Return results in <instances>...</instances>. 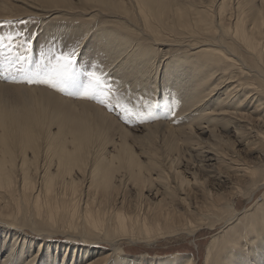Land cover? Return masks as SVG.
Instances as JSON below:
<instances>
[{
	"label": "bare ground",
	"instance_id": "bare-ground-1",
	"mask_svg": "<svg viewBox=\"0 0 264 264\" xmlns=\"http://www.w3.org/2000/svg\"><path fill=\"white\" fill-rule=\"evenodd\" d=\"M34 1L45 11H81L83 19L94 20L98 15L93 38L99 54L111 60L100 62L117 64L113 86L131 82L144 92L148 86L152 96L169 90L181 126L168 125L165 146L149 144L143 159L114 117L124 142L109 151L113 137L102 126L109 115L100 107L81 105L94 112L88 120V108L78 114L72 102L63 116L64 100L49 92L29 93L34 100L18 103L7 99L0 105V220L10 227L0 231V253L9 251L0 264H196L194 257L175 253L126 257L118 240L150 243L204 228L214 232L203 264H264V191L243 211L236 203L241 181L264 190V0ZM82 26L87 35L89 24ZM195 126L210 132L206 149L194 148L201 144ZM235 142L247 143L249 154L259 152L262 159L252 163L236 154ZM191 150L200 161L216 160L233 171L236 181L219 170L195 168ZM227 182L235 190L221 193ZM28 208L45 216L47 227L63 216L87 241L103 232L111 252L87 242L78 256L77 244L51 245L47 239L39 244L42 260L22 238L18 249L17 223ZM53 247L62 253L52 254ZM93 254L97 258L90 260Z\"/></svg>",
	"mask_w": 264,
	"mask_h": 264
},
{
	"label": "rangeland",
	"instance_id": "rangeland-1",
	"mask_svg": "<svg viewBox=\"0 0 264 264\" xmlns=\"http://www.w3.org/2000/svg\"><path fill=\"white\" fill-rule=\"evenodd\" d=\"M33 1L34 0H0V35H6L9 33H21L22 36L17 37L14 40L15 44H22L24 38L30 39L32 41L30 56L34 61L39 59V54L41 50H66L67 48L75 46L79 58L78 67L80 68V70L84 72L90 71L92 70V65L94 64L96 66L95 70L104 73L106 79L113 86L115 78L114 75L111 74L113 73L117 64L111 62V65L108 66L103 62H100V60H106L108 58L105 55L99 54L98 48L100 46H98L94 42L97 38H93L94 32H96L95 29H97L98 27V15L96 16V20H94L93 18H91V16L88 18V16L85 15L83 17L86 18L83 19L82 15L80 14L81 11H76L79 12V14L74 11V13H71L66 10L45 11L44 9H41L42 6H40V4ZM75 2H78V0H75ZM95 12L97 13L98 10L94 11L93 13ZM108 18L110 20L112 19L110 17ZM6 21H11V23H6ZM84 22L89 24V32L87 35L86 33H83L85 32L84 30L78 29V27H83L82 25ZM64 25H66L67 29L64 27ZM110 61L108 59L106 60V63L109 64ZM7 76L8 73L0 70V105H3L7 99L14 103H18L24 98H31L29 100H34L35 98L33 97H35V95L29 93L39 94L40 92H49L53 95L61 97L64 100V102H61L65 106L64 111L61 112L62 114L65 113L63 116H66L68 112L67 108L69 104L67 102L74 103V109H72V111H77L78 114H82L83 109L88 108L85 106H81L83 104L104 109V111L107 112L109 116L107 120L104 121L105 123L102 124V126L105 127L108 134L113 137V142L109 144V151L112 152L114 151V148L110 145L120 146L124 142V140L120 137L115 123L110 121V117H114L120 126H123L130 131L129 136L127 138V142L133 146L134 150L139 155H143L141 156L143 159H145L144 148L149 147V144L154 145L155 142V145L158 146L160 150L161 147L165 146L164 141L167 138V131L169 127L168 125H172L176 128L181 126L178 120H176V113L178 112V110H176L177 108L175 107V100L173 98L174 96H172L169 90L166 94H163V91H158L155 96H152L149 95L150 91L148 90V86L145 87L147 88V91L145 92L143 91V89H139L138 87L134 88L131 82L126 83V85L118 84V86L116 87L113 86L116 89V95L121 98L122 102L128 104L131 108H133L134 111L144 112L145 115H147L146 105L156 102H159L161 104L167 102L170 109H155L152 113L153 118L147 119L143 123H141L140 120L136 117H131L128 119L127 122H125V115L118 107L114 106L113 108L108 109L107 107L99 104L96 100L82 99L74 96H69L67 94H62L56 90L51 89L50 87L43 85H29L26 83L11 82L10 80L5 79V77ZM177 88L178 87L174 85L172 91ZM146 92L148 95H145ZM111 103L115 105V99H112ZM86 110L88 111V120H94V116L92 114L94 112H92L89 108ZM111 124L114 126L113 128L110 127ZM204 126H206V124ZM53 129L56 130V127L54 126ZM153 130H155L157 134L152 135L151 132ZM209 133L210 132H205V129H200L199 127L195 126L193 135L194 138H198L201 144L199 145L200 148H194H197V150L202 148L206 149V147L210 145V142H213L212 137ZM231 135H235V133L232 132ZM232 139L234 140V137H232ZM246 144H238L235 142V146L237 147H235V149L236 151H238L236 152V154L241 152L239 155L243 157L245 156L252 163L260 161V159H262L261 153L254 152L252 154H249L247 150L248 145ZM197 150H191V152H189V156L192 155L193 160L196 161L194 165L195 168L199 166L205 168L208 167L209 169H214L215 171L219 170L225 176H229L228 180H232V182L236 181V174L233 171L226 169L224 166L221 165V163L216 162V160L200 161L201 158L198 157ZM260 163L261 165H264V161H260ZM179 171L186 174L188 179L191 180L190 183L196 184V181L193 179L192 175H190V173L185 172L184 167H182ZM211 181L214 180L211 179ZM232 182H227L224 187L220 188V192H224L227 194L235 190ZM244 182L241 181L240 185L238 184L240 186V190H243V192H240V194L236 195L238 211H243L246 207L252 205L256 200H259L264 191L261 187L258 188L257 185L253 186V182ZM212 185L216 186L215 184H211V187H214ZM133 191L135 190L132 189V194L134 193ZM217 192L218 191L214 189V193ZM125 195L128 196L126 193ZM156 199L154 198L153 201H157ZM131 208L132 207H130L129 210H131ZM32 210V208H28L25 213H21V217L19 219L20 222L17 223V229L20 234L19 241L21 238L25 239L29 246L33 245L35 253L37 252V250H39L40 242L42 240L43 242H46L47 239L49 240L48 243H51V245L56 243L50 241H58L60 244H77V247L73 250V253H76V255L78 256L81 255L82 248L87 242L90 244L92 243V245H90L92 247L102 249V251L111 252L112 243L108 239H105L103 232L100 235L96 236L93 241L91 239L87 241V238L85 236L83 237L84 234H80V231L73 232V230H71L70 224L68 223L69 221L63 216L59 215V218L56 220L55 224L51 227H47L45 225V216L44 218H41L37 215L35 216ZM108 218L109 216H107V219ZM35 221H37V223ZM9 224L10 223L6 220H0V231H3V229L6 227L9 228ZM77 224H79V222ZM80 225L81 224H79V226ZM109 225L111 228L114 227L111 226L112 220H109ZM213 232L214 231L211 229L204 228L194 235H187L186 233H181L167 237H159L155 239L156 241L154 240L150 243L146 241H132L128 238H122L121 240H118V242H120L121 245L125 247V252L127 253V255H125L126 257L144 255L152 257V259H154L157 258L155 257L156 254L166 255L165 257H170L172 254L175 253L178 256L182 254L186 256H192L194 257L196 264H203L206 246L210 240V234ZM11 241L12 239L9 240L8 244H10ZM35 241L37 242L35 243ZM20 242L21 245H17L18 249H21L23 241ZM27 243H25V246H28ZM10 246L11 245H9V247ZM59 250L60 248L56 249L53 247L51 253L58 255L59 253H62L63 249L61 248L60 252ZM8 251L9 250H5L3 253H0V258H2V260L5 259ZM39 251L43 260L45 258V252L42 250ZM68 251L70 250H67V252ZM96 258V254L89 256L90 260H94ZM40 264L43 263L40 262Z\"/></svg>",
	"mask_w": 264,
	"mask_h": 264
},
{
	"label": "snow or ice",
	"instance_id": "snow-or-ice-1",
	"mask_svg": "<svg viewBox=\"0 0 264 264\" xmlns=\"http://www.w3.org/2000/svg\"><path fill=\"white\" fill-rule=\"evenodd\" d=\"M20 36L21 33L0 35V70L8 73L5 79L11 82L43 85L69 96L96 100L108 109L118 107L125 115V122L131 117H136L143 123L153 118L152 113L157 108L170 110L167 102H156L146 105L147 115L134 111L116 95V89L104 73L95 70L94 64L90 71L80 70L75 46L66 50H41L39 59L34 61L30 56V39L24 38L22 44L14 43ZM112 99H115V105L111 103Z\"/></svg>",
	"mask_w": 264,
	"mask_h": 264
}]
</instances>
